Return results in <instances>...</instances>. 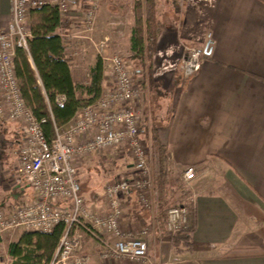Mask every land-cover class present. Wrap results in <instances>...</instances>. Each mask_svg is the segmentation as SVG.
Wrapping results in <instances>:
<instances>
[{
  "label": "crops",
  "instance_id": "crops-1",
  "mask_svg": "<svg viewBox=\"0 0 264 264\" xmlns=\"http://www.w3.org/2000/svg\"><path fill=\"white\" fill-rule=\"evenodd\" d=\"M48 1L57 5L56 0ZM136 1H101L102 18L98 13L93 32L86 33L98 41L108 38L111 51L129 53ZM155 1L157 18L164 28L156 43L154 78L167 92L175 88L173 111L169 109V116L159 118L156 135L170 170L181 174L193 166L197 171L187 188L196 214L190 233L192 247L177 253L166 222L161 221L160 207L153 222L150 211L140 206L134 194L124 197V224L134 228L153 223L148 244L149 258L155 264H176L177 260L190 264H264V0ZM86 6L87 0H69V9L62 14L65 21L57 28L69 39L67 52L73 56L71 71L76 81L88 79L89 69L99 56L98 51L89 57L79 53L86 38L77 27H82ZM12 12V0H0V32L7 30ZM33 17L30 12V26ZM188 45L208 51L202 55L199 72L177 82L174 71L181 70ZM104 65L106 92L114 88L115 78L110 65ZM150 128L144 132L142 127V138L152 145L154 127ZM22 137L19 123L0 118V206L7 212L35 197L19 168ZM105 156V152H96L78 163L81 193L101 211L108 210L105 185L113 175L131 176L133 171L130 157L107 165ZM167 193L165 187V203ZM178 196L180 193L173 204L180 202ZM23 232L0 234V246L6 245L0 247V260L5 264L15 260L9 246ZM115 241L109 234L102 239L84 234L83 250L91 256L90 264H150L149 260L104 258L101 253L106 244Z\"/></svg>",
  "mask_w": 264,
  "mask_h": 264
},
{
  "label": "built area",
  "instance_id": "built-area-1",
  "mask_svg": "<svg viewBox=\"0 0 264 264\" xmlns=\"http://www.w3.org/2000/svg\"><path fill=\"white\" fill-rule=\"evenodd\" d=\"M54 1V0H52ZM102 0H87L80 21L86 32L94 28ZM12 19L7 30L0 32V118L20 124L23 137L19 150L22 176L35 191L33 200L11 212L0 207V234L18 230L50 233L64 224L56 253L48 264H90L91 256L83 250L84 234L102 239L106 234L116 238L107 243L104 258L149 260L148 238L153 223L139 227L124 224V197L134 194L143 209L150 211L154 222L159 215V190L154 178L147 145L142 138L140 105L143 90L137 82V71L121 50L110 51L109 39L99 41L98 55L110 65L114 88L103 92L93 103L79 109L67 128L56 127L49 138L46 118H39L27 105L15 68L17 48L28 50L32 36L27 20L34 8L50 4L48 0H12ZM61 13L69 9V0H56ZM205 48L187 46L181 70L185 78L199 72ZM127 154L133 160L131 176H114L104 187L107 211L92 207L81 193L78 163L96 152ZM197 171L188 166L183 181L188 185ZM193 201V200H192ZM191 225L185 206H172L166 216V227L175 236ZM157 228V225H156ZM0 264H5L0 260ZM176 264H190L177 260Z\"/></svg>",
  "mask_w": 264,
  "mask_h": 264
},
{
  "label": "trees",
  "instance_id": "trees-1",
  "mask_svg": "<svg viewBox=\"0 0 264 264\" xmlns=\"http://www.w3.org/2000/svg\"><path fill=\"white\" fill-rule=\"evenodd\" d=\"M135 25L131 35L132 58L140 61L142 71L148 83H155L153 77V55L156 43L164 26L157 18L155 0H137L134 5ZM31 23L32 36L28 39V50L17 48L15 68L23 97L27 105L39 118H46L44 129L49 138L55 134L56 127L69 123L83 106L95 102L103 93L104 60L98 56L89 69L88 79L76 81L71 67L73 56L67 52L69 39L61 36L57 28L65 20L58 5L46 4L34 8ZM156 84V83H155ZM145 85V84H144ZM154 127V126H153ZM154 145L163 150L153 129ZM164 152V150L162 151ZM165 168L156 177L160 189V200H164ZM187 188H180V202L171 206H185L191 216V225L187 230L172 236V246L177 253L192 247L191 232L194 230L196 214L194 203ZM165 204V203H164ZM161 205L160 217L166 222L168 209ZM64 224L58 225L52 232L26 231L19 240L9 246V254L15 258L11 264H48L58 246L64 231Z\"/></svg>",
  "mask_w": 264,
  "mask_h": 264
},
{
  "label": "rangeland",
  "instance_id": "rangeland-1",
  "mask_svg": "<svg viewBox=\"0 0 264 264\" xmlns=\"http://www.w3.org/2000/svg\"><path fill=\"white\" fill-rule=\"evenodd\" d=\"M105 9H106V6H105ZM103 11H104V7L99 9V11H98V13H100L99 17H101V18L103 15ZM97 17H98V14H97ZM164 21L166 23L165 19H164ZM77 28H78L77 31H79L78 33L82 34L86 38V39H84L86 41V43L82 47V49L79 50V53L80 52L83 54L87 53V57L91 56L92 54H95L97 52L96 44L105 38H102L101 40L98 41L97 39L94 38L93 34H91V35L89 33L87 34L83 27H77ZM88 35L91 38H89ZM188 46H191V45H188ZM84 49H85V51H84ZM121 52H123V51H121ZM155 53L153 55V77H154V72H155V64H157V63H155V59H154ZM185 53H186V48H185V51L183 53V57H184ZM123 54L125 55L128 63L131 64V66H133L136 70H138V68H141L140 67L141 66L140 61L132 58L131 51L129 53L123 52ZM82 58H83V55H79V59H82ZM181 71L182 70H178V71L175 70L174 71L173 80H177V82L187 80V78H185L184 76L181 75V74H183ZM136 79H137V82L139 83V85H141V88L143 90V100H142L141 105H140L141 123H142V127L144 129V132L145 131L148 132V130L151 129L150 126L151 127L156 126L155 124H157L159 118L163 119V117L165 118L167 115L169 116L168 111H169V109H172L171 106L174 103L173 102V94L175 92V88L173 87L172 92H170V91L167 92V91H165V89L162 87V85L158 81L155 82L156 84L155 83L150 84V83L146 82V81H148L147 79H149V77L146 78L144 73L140 70L137 71ZM154 81H155V78H154ZM172 111H173V109H172ZM148 141H149L148 139H145V143L147 145L148 152H149L150 159H151V164L154 167L155 182H156V177L159 176V174H161V171L163 170V166H164V168H165L164 179L167 182V185L165 187L169 193V195H168L169 198L166 196V200H167L166 203L165 202H164L165 204L162 203L160 200V189H159L157 182H156L157 188L159 190V197H158L159 204L158 205L160 208H161V205L171 206L173 204V201L176 199L177 194L180 193V191H179L180 188H182V187L188 188L189 187L183 181L184 170L182 171L181 174H180L179 170H176V171L170 170L171 169V166L169 164L170 161L167 157L166 152L165 151L162 152L163 150H161V148L159 146L154 145V144L151 145V144H149ZM105 157H106L105 163H107V165L111 164L115 159L121 160V159L128 158L127 154L125 155L122 152L120 153L119 151H116L113 153L108 152V153H106ZM113 174L114 173H112V175ZM115 175H113V176H115ZM170 191H173L174 193H171ZM178 197H180V196H178ZM0 207L5 209L2 206H0ZM8 244H7V246H8ZM0 247L6 248V245L2 244ZM2 254H3V249L1 250V248H0V255H2Z\"/></svg>",
  "mask_w": 264,
  "mask_h": 264
},
{
  "label": "water",
  "instance_id": "water-1",
  "mask_svg": "<svg viewBox=\"0 0 264 264\" xmlns=\"http://www.w3.org/2000/svg\"><path fill=\"white\" fill-rule=\"evenodd\" d=\"M205 51H208V49H205Z\"/></svg>",
  "mask_w": 264,
  "mask_h": 264
}]
</instances>
